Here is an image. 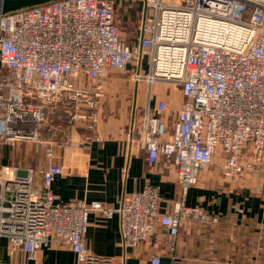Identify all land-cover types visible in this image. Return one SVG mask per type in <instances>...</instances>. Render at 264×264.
Instances as JSON below:
<instances>
[{"label": "built area", "instance_id": "built-area-1", "mask_svg": "<svg viewBox=\"0 0 264 264\" xmlns=\"http://www.w3.org/2000/svg\"><path fill=\"white\" fill-rule=\"evenodd\" d=\"M136 5L137 37L123 39L116 11ZM111 70L149 88L141 129L132 123L124 139L144 150L149 164L161 158L174 166L179 201L160 212L159 190L148 185L122 194L114 207L63 203L51 190L62 166H6L0 239L11 254L20 250L33 260L53 243L68 248L75 264H125L124 257L88 250L90 213L118 217L124 248L139 250L162 228L173 251L184 223H219L184 205L202 172L217 169L225 180L264 175V0H55L0 13V145L30 143L51 158L52 146L68 145L78 122L93 128L99 109L91 97ZM160 82L178 89V108L153 99ZM150 262L159 264V256Z\"/></svg>", "mask_w": 264, "mask_h": 264}, {"label": "crops", "instance_id": "crops-1", "mask_svg": "<svg viewBox=\"0 0 264 264\" xmlns=\"http://www.w3.org/2000/svg\"><path fill=\"white\" fill-rule=\"evenodd\" d=\"M126 9L136 14L139 6ZM109 79L116 84L122 80L114 76ZM132 88L118 87L113 93L104 87L100 94L91 97L99 109L93 128L78 122L69 134L68 145L52 146L51 158L44 156L43 148L32 145L24 144L21 148L0 145L1 170L11 165L18 168H37L49 163L62 166L63 174L55 178L51 190L63 203L97 201L114 207L122 194L155 186L160 195L158 209L162 212L167 204L179 201L180 190L173 165L166 168L161 158L156 164H149L146 152L124 139L123 131L132 123L136 132L140 131L146 104L144 87H135L134 93ZM164 95L152 93L153 99H165L169 106L170 99ZM184 205L199 207L217 216L219 223L216 226L184 223L173 251L166 243L164 230L157 228L139 250H133L121 243L116 215L107 221L90 213L84 242L92 254L124 257L125 264H151L155 255L160 258L159 264H264L263 174L254 172L239 180H225L216 171L202 172L198 184L187 192ZM256 247H259L258 253ZM0 264L75 263L66 247L52 243L39 249L35 259L30 260L20 250L11 254L7 240L1 238Z\"/></svg>", "mask_w": 264, "mask_h": 264}, {"label": "rangeland", "instance_id": "rangeland-1", "mask_svg": "<svg viewBox=\"0 0 264 264\" xmlns=\"http://www.w3.org/2000/svg\"><path fill=\"white\" fill-rule=\"evenodd\" d=\"M136 15H137V11L135 14V11L130 12V10L126 9L124 6L117 9L116 16H115V23L118 25L121 37L123 39L136 38L137 37L138 20L136 18ZM147 65H148L147 58H143L141 68L144 69V71L147 70V68H146ZM112 76L122 79L121 82L119 84H116L115 82L112 83V81L109 79V77H112ZM105 79H106L105 80L106 82H104L103 86L105 87V89L111 90V92H113V93H114V91H112V90L117 89L118 87H119V89H120V87L125 88V89L133 87L132 89H133V93H134L135 85L133 84L132 80L130 79L129 73H127V72H119L117 70H111L106 74ZM138 86L144 87L143 93L146 94L148 92L149 88L147 87V85L145 83H140ZM104 87H102V88H104ZM152 89L155 92V94H157V95L166 93V95H164V96L166 98L170 99L169 106H175V104L179 105V103H182V98H181L180 92L178 91V89L176 87H174L171 84H166V83H161V82L155 83V85L152 86ZM164 91H165V93H164ZM118 93H120V91H117V94ZM129 97H130V95H129ZM129 102H131L130 98H129ZM172 108H174V107H172ZM175 108H178V107H175ZM25 145L31 146L32 144L25 143ZM17 146H19L21 148L24 146V143L16 144L14 147L16 148ZM14 147H9V148H14ZM8 164L10 165V162H8ZM210 171H216L219 174L218 170L217 169L215 170L214 168L207 170L205 172H210ZM3 174H5L4 171H3ZM219 176H220V174H219ZM220 178L222 179L221 176H220ZM258 182H259V180H258Z\"/></svg>", "mask_w": 264, "mask_h": 264}, {"label": "water", "instance_id": "water-1", "mask_svg": "<svg viewBox=\"0 0 264 264\" xmlns=\"http://www.w3.org/2000/svg\"><path fill=\"white\" fill-rule=\"evenodd\" d=\"M55 0H2L0 1V13H10L24 8L42 5Z\"/></svg>", "mask_w": 264, "mask_h": 264}]
</instances>
